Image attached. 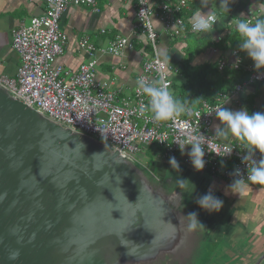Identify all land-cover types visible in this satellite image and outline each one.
Instances as JSON below:
<instances>
[{"label": "water", "instance_id": "95a60500", "mask_svg": "<svg viewBox=\"0 0 264 264\" xmlns=\"http://www.w3.org/2000/svg\"><path fill=\"white\" fill-rule=\"evenodd\" d=\"M152 170L0 84V264H158L185 252L193 263L207 236L185 217L205 218L179 172Z\"/></svg>", "mask_w": 264, "mask_h": 264}, {"label": "built area", "instance_id": "2783aa9c", "mask_svg": "<svg viewBox=\"0 0 264 264\" xmlns=\"http://www.w3.org/2000/svg\"><path fill=\"white\" fill-rule=\"evenodd\" d=\"M28 1L34 3L36 0ZM38 1L45 6V12L13 32V49L19 55L21 64L14 78L0 76L1 85L51 120L93 137L135 160L145 156V147L152 146L158 149L162 159L175 157L178 160L182 154L178 142L185 143L189 135L198 137L205 152V167L200 172L233 182L235 178H239L233 176L235 170L239 169L245 180L244 184L264 188V185L246 180L248 165L241 160L246 154L242 142L226 143L216 138L212 132L213 124L218 119L215 113L217 109L235 101L246 88L264 83V71H255L251 66H244L239 50L232 52L234 63L228 64L223 60L219 69H244L248 76L233 92L220 94L216 104L203 102L198 108H186L183 115L179 114L174 119L157 122L150 108L149 97L142 94L137 87L136 82L141 77L147 84H156L160 72L163 71L164 85L172 96L171 75L178 72L179 68H175L161 56L160 35L153 19H158L164 32L173 38H185L189 33H205L194 30V20L179 17L182 11L190 9L192 0H178L177 4H172L170 0L161 4H155L154 0H137L135 30L137 35L145 39L143 42L146 51L142 68L129 96L122 95L112 81L99 78L98 54L87 38L80 45L90 55L88 62L72 72L55 65L56 59L67 46V36L61 29L64 14L72 6H86L97 11L96 0ZM258 1L264 4V0ZM142 11L145 12L143 17ZM259 13L264 19V11ZM208 16L211 17V27L207 32L217 23L215 15ZM251 22L249 20L248 23ZM134 47L131 37L118 36L107 49V53L114 57H123L127 50H134ZM147 48H150L151 54ZM142 107L143 113L140 112ZM191 148V145H185L183 154L189 153ZM229 152L231 154L226 155ZM188 153L183 159L184 164L193 167ZM261 158L262 154L257 151L255 159L259 161Z\"/></svg>", "mask_w": 264, "mask_h": 264}, {"label": "crops", "instance_id": "0c3cea01", "mask_svg": "<svg viewBox=\"0 0 264 264\" xmlns=\"http://www.w3.org/2000/svg\"><path fill=\"white\" fill-rule=\"evenodd\" d=\"M164 1L154 0V3L161 4ZM170 1L172 4L178 3V0ZM96 2L97 11L86 6H72L64 14L61 29L67 36V46L63 54L56 59L55 65L63 66L72 72L88 62L90 55L80 45L81 41L87 38L98 54L99 78L112 81L122 95L129 96L142 68L146 51L143 42L145 39L137 35L135 30L137 0H96ZM216 6L219 7V0H208L207 6L203 4L202 8L192 15L191 9L186 10L185 20L190 18L194 20L198 13L201 17L211 14L216 16L217 23L212 31L188 34L181 39L165 33L162 23L154 18V26L160 35L161 56L174 66L192 54L194 56L190 64L191 68L196 70L205 65L220 64L223 60L232 64L235 61L232 52L239 50L243 65L251 66L257 71L253 60L239 48L242 37L237 25L241 22L248 23L249 20L255 23L257 19H262L259 11H264V4L258 0H235L229 5V13L221 11ZM44 12L45 6L38 0L34 3L28 0H0V76L14 78L21 64L19 55L13 49V32L29 24L33 18L42 16ZM235 32L237 36L233 37ZM118 36L131 37L135 46L134 50H127L123 57H114L107 53V49ZM233 45L237 47L234 48ZM147 51L151 54L150 48H147ZM177 68L179 70L175 75H171V80L172 83L181 84L183 82V78L179 77L182 71L181 65ZM241 71L248 73L244 69ZM251 101L254 103L255 112H264V83L246 88L235 101L226 104L225 108L233 111L247 109V104ZM221 123L219 119L215 120L212 128L214 134L216 126ZM223 142L234 144L240 141L231 138ZM187 153L181 154L182 159ZM164 161H167L168 168L171 167L169 159ZM164 167L166 168V165ZM180 172L182 179H190L196 186L195 192L190 194L194 201L206 193L210 186H214L213 194L224 202L222 209L212 214L203 209L202 212L196 203L200 208L198 209L200 214L205 218L202 223L207 236L205 240L203 239L204 246L213 248L217 263L256 264L264 255V188L243 184L242 191L237 190L233 193L228 190L225 194L232 182L222 178L219 181L209 179L203 172L185 164L180 165Z\"/></svg>", "mask_w": 264, "mask_h": 264}, {"label": "clouds", "instance_id": "9594fccd", "mask_svg": "<svg viewBox=\"0 0 264 264\" xmlns=\"http://www.w3.org/2000/svg\"><path fill=\"white\" fill-rule=\"evenodd\" d=\"M202 2L204 6H207L208 0H202ZM234 2L235 0H219V7H216L221 11L229 13V5ZM144 13V11L141 12V17H143ZM156 22L160 24L157 20ZM146 27L149 28L147 25ZM210 27L211 17H201L198 13L194 18V30L207 32ZM237 28L242 37L239 43L240 50L246 52L253 60L254 67L257 71L264 69V19H257L255 23L241 22L237 25ZM164 80L165 73L161 71L156 84H147L142 77L136 82L140 92L149 97L150 108L157 122L174 119V117L186 111L185 106L170 95L164 85ZM143 111L144 108L142 107L140 112L143 113ZM215 113L219 121L222 122L216 126L215 137L223 140L235 138L242 142L243 150H246V154L241 157V160L248 165L246 180L254 184L264 185V112L253 113L247 109L233 111L221 106ZM178 144L182 154L185 145L192 146L191 151L188 153L191 158V163L195 170L202 171L205 167V152L200 139L189 135L185 143L178 142ZM257 151L262 154V158L259 161L255 159ZM230 154L231 152L226 155ZM169 163L177 172L180 171V165L175 157H170ZM233 176L239 178L233 180L225 194H227L228 190L233 193H236L237 190L242 191L245 180L241 177L240 170L236 169ZM176 183L178 184L177 187L184 193L192 194L196 190L195 184L190 179L178 178ZM213 189L214 186H210L209 190L199 196L195 201L201 209L209 214L219 212L224 203L222 199L213 194ZM178 197L182 196L178 195L174 190L167 198L171 203H175ZM185 218L190 221L188 224L189 230L195 229L198 224L204 226L199 221L198 213L196 212L189 213ZM112 219L117 220L113 216ZM19 255L18 250L11 251L9 253V259L15 261Z\"/></svg>", "mask_w": 264, "mask_h": 264}, {"label": "trees", "instance_id": "16d2710c", "mask_svg": "<svg viewBox=\"0 0 264 264\" xmlns=\"http://www.w3.org/2000/svg\"><path fill=\"white\" fill-rule=\"evenodd\" d=\"M202 6V0H193L190 8L192 11L191 15L199 11ZM186 14V11H182L179 17L185 19L184 15ZM234 36H237L236 32L233 34V37ZM233 47L236 48L237 46L233 45ZM199 52L200 51H197V53ZM192 56L194 55L189 54V57L178 65L173 63L174 66L177 67L181 65L182 71H180L179 77H181V79L183 78V82L181 84L176 82L172 83V97L183 104L185 109L189 107H198L203 101L216 104L220 94L233 92L248 76V73H243L241 70H231L228 67L224 70H220L219 63L205 65L193 70L190 64ZM247 109L250 112H255L253 101L247 104Z\"/></svg>", "mask_w": 264, "mask_h": 264}, {"label": "rangeland", "instance_id": "374dc122", "mask_svg": "<svg viewBox=\"0 0 264 264\" xmlns=\"http://www.w3.org/2000/svg\"><path fill=\"white\" fill-rule=\"evenodd\" d=\"M173 75H175V73H172ZM143 152H144V157H146L147 161H148V164L147 166L152 162L153 165V172H155L156 174L159 172V170L157 169L158 167H160L162 165V162L163 164H166L167 161H164L162 159H160L161 157L159 156V151L156 147L152 146V147H145L143 149ZM178 163L179 165L183 166L184 165V161L182 159V155L179 156L178 158ZM155 166L157 168H155ZM150 168H152V165H150ZM161 169H164L163 167H161ZM182 174V172L179 171V175ZM206 174V176L209 178V179H213L215 181H219L220 178L218 177H215L214 175L210 174L209 173H204ZM178 178H181V176H177V179ZM182 179V178H181ZM215 256V257H214ZM206 261V263H210V261L212 262V264H218L217 261H216V255L215 253L213 252V248L212 247H209L207 248V246H203L201 251H199L195 257V261H194V264H201L202 263V260Z\"/></svg>", "mask_w": 264, "mask_h": 264}, {"label": "flooded vegetation", "instance_id": "af4514ba", "mask_svg": "<svg viewBox=\"0 0 264 264\" xmlns=\"http://www.w3.org/2000/svg\"><path fill=\"white\" fill-rule=\"evenodd\" d=\"M137 161L139 162V164H141L143 167H145L147 169V171L151 172V170L153 169L154 164H152V162L147 166L148 161H147L146 157L143 156V157L139 158ZM150 165H152V168H150ZM164 165H166V168L164 167ZM161 167H163L164 169H161ZM155 168H157V167L155 166ZM157 169L159 170V173H158L159 175H161V174L167 175L168 171H169V169H171V167L168 168L167 164H163V162H162V165L160 167H158ZM198 209H200V208H198ZM200 210L202 211V209H200ZM199 213H200V211H199ZM185 254H186V252H185ZM185 254L184 253H183V255L180 254L183 257H180V255L178 257H165L158 264H194V262L188 263V260H187L188 257ZM201 264H207L205 259H204V261L202 260ZM208 264H212V262L210 261V263H208Z\"/></svg>", "mask_w": 264, "mask_h": 264}]
</instances>
